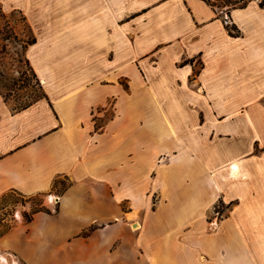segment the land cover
Here are the masks:
<instances>
[{
  "label": "crops",
  "instance_id": "obj_1",
  "mask_svg": "<svg viewBox=\"0 0 264 264\" xmlns=\"http://www.w3.org/2000/svg\"><path fill=\"white\" fill-rule=\"evenodd\" d=\"M0 5L45 90L21 109L0 94V200L51 210L0 235L11 261L264 264L260 0Z\"/></svg>",
  "mask_w": 264,
  "mask_h": 264
},
{
  "label": "rangeland",
  "instance_id": "obj_2",
  "mask_svg": "<svg viewBox=\"0 0 264 264\" xmlns=\"http://www.w3.org/2000/svg\"><path fill=\"white\" fill-rule=\"evenodd\" d=\"M32 38L22 15L17 11L6 12L0 5V94L13 109H21L45 95L42 81L25 56L26 45ZM152 198L153 204H156L158 194L154 193ZM49 199L48 194L25 196L11 193L6 197L5 203L0 204V235L20 221H26L37 208L46 207L45 201ZM221 205L220 202L214 205L211 217L224 216L226 208ZM3 252L0 250V256H3V263L1 260L0 264H21L19 261H11Z\"/></svg>",
  "mask_w": 264,
  "mask_h": 264
},
{
  "label": "trees",
  "instance_id": "obj_3",
  "mask_svg": "<svg viewBox=\"0 0 264 264\" xmlns=\"http://www.w3.org/2000/svg\"><path fill=\"white\" fill-rule=\"evenodd\" d=\"M209 1H210V0H209ZM224 1H225V3H227L226 1H229V2L231 3V5H233V6H236V5H242V4L245 3V0H236V1H232V0H224ZM260 4H261L262 6H264V0H260ZM227 27H228V30H229V32H230L231 34H234V35L239 34V30L233 25V23H232V24L227 23ZM9 195H10V194H9ZM9 195H5V196L0 200V204L5 203L4 201H5L6 197H8ZM40 210L51 211L50 209H48V208L42 206V207H40V208H37L35 211H33V213L36 212V211H40ZM33 213H32V214H33ZM32 214H31L30 216L27 217V220H26V221H29V220L32 218Z\"/></svg>",
  "mask_w": 264,
  "mask_h": 264
},
{
  "label": "built area",
  "instance_id": "obj_4",
  "mask_svg": "<svg viewBox=\"0 0 264 264\" xmlns=\"http://www.w3.org/2000/svg\"><path fill=\"white\" fill-rule=\"evenodd\" d=\"M225 20H226L227 23L232 24V21H231V19H230L228 14L225 15Z\"/></svg>",
  "mask_w": 264,
  "mask_h": 264
}]
</instances>
